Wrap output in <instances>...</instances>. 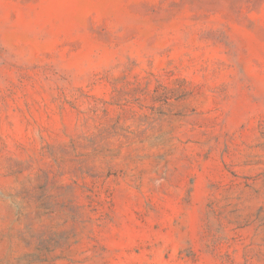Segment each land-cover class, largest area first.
<instances>
[{"label": "rangeland", "instance_id": "1", "mask_svg": "<svg viewBox=\"0 0 264 264\" xmlns=\"http://www.w3.org/2000/svg\"><path fill=\"white\" fill-rule=\"evenodd\" d=\"M0 264H264V0H0Z\"/></svg>", "mask_w": 264, "mask_h": 264}]
</instances>
